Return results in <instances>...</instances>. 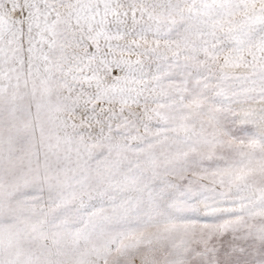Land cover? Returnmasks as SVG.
Instances as JSON below:
<instances>
[{"label":"snow or ice","instance_id":"1","mask_svg":"<svg viewBox=\"0 0 264 264\" xmlns=\"http://www.w3.org/2000/svg\"><path fill=\"white\" fill-rule=\"evenodd\" d=\"M0 264H264V0H0Z\"/></svg>","mask_w":264,"mask_h":264}]
</instances>
